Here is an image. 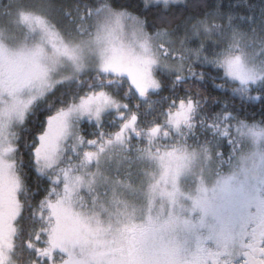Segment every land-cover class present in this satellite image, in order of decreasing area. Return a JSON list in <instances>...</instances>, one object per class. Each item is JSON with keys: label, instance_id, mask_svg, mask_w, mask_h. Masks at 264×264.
Listing matches in <instances>:
<instances>
[{"label": "snow or ice", "instance_id": "6c2138e0", "mask_svg": "<svg viewBox=\"0 0 264 264\" xmlns=\"http://www.w3.org/2000/svg\"><path fill=\"white\" fill-rule=\"evenodd\" d=\"M0 264H264V0H0Z\"/></svg>", "mask_w": 264, "mask_h": 264}]
</instances>
